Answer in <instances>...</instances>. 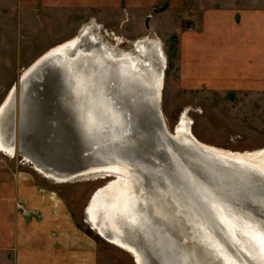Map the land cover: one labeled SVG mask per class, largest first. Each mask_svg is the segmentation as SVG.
<instances>
[{"label": "bare ground", "instance_id": "6f19581e", "mask_svg": "<svg viewBox=\"0 0 264 264\" xmlns=\"http://www.w3.org/2000/svg\"><path fill=\"white\" fill-rule=\"evenodd\" d=\"M131 47L111 48L87 25L41 54L0 103V152L19 155L56 184L112 178L92 194L85 222L134 264H151L148 252L161 264H260L264 220L245 206L264 210V148L205 144L183 118L170 131L160 108L161 44L146 37ZM157 119L167 140L153 126ZM159 154L168 162L161 167ZM170 165L182 176L211 172L203 185L192 182L204 205L174 196ZM198 233L209 243L204 249Z\"/></svg>", "mask_w": 264, "mask_h": 264}, {"label": "rangeland", "instance_id": "374dc122", "mask_svg": "<svg viewBox=\"0 0 264 264\" xmlns=\"http://www.w3.org/2000/svg\"><path fill=\"white\" fill-rule=\"evenodd\" d=\"M42 2L0 0V103L12 85L18 87L21 74L35 59L90 25L105 45L117 50H130L134 41L146 37L160 42L166 57L160 108L170 131L183 118L189 121L191 133L205 144L236 152L264 148V88H190L178 76L179 62L172 58L177 57L178 33L192 25L187 18L191 14L83 12ZM17 180L33 183L38 194L63 206L67 224L91 239L95 264H134L130 254L107 243L85 222V207L92 194L112 178L56 184L36 173L19 155L0 152V181Z\"/></svg>", "mask_w": 264, "mask_h": 264}, {"label": "crops", "instance_id": "0c3cea01", "mask_svg": "<svg viewBox=\"0 0 264 264\" xmlns=\"http://www.w3.org/2000/svg\"><path fill=\"white\" fill-rule=\"evenodd\" d=\"M42 4L73 6L83 12L191 14L187 18L192 25L178 33L177 57L172 58L179 62L178 76L186 86L264 88V0L187 4L185 0H43ZM36 191L28 181H0V264H95L91 239L67 224L62 205ZM18 206L37 209L40 216L22 214Z\"/></svg>", "mask_w": 264, "mask_h": 264}, {"label": "water", "instance_id": "95a60500", "mask_svg": "<svg viewBox=\"0 0 264 264\" xmlns=\"http://www.w3.org/2000/svg\"><path fill=\"white\" fill-rule=\"evenodd\" d=\"M20 80V79H19ZM12 88H15L16 89V85H12L11 86ZM15 89H14V91H15ZM151 108H152V114H153V116L155 117V118H157V113H155V111H154V107H153V104L151 105ZM153 120V119H152ZM157 123V124H156ZM13 126L15 127V121H14V123H13ZM153 126H155V128H156V126L159 128V130H160V133H159V135L160 136H162V137H165L166 138V140L168 139V137H167V135L164 133V124H162L158 119L155 121H153ZM153 129V128H152ZM154 132L156 131L155 129L153 130ZM157 133V132H156ZM165 138L163 139V141L166 143V141H165ZM160 144V146L161 147H159L160 148V150L159 151H161V150H163V148H164V145H162L161 143H159ZM135 145H137L138 147H140V145L141 144H139V143H136ZM161 153V152H160ZM160 155V157L158 158V163H160V165L158 164L157 165V167L158 166H163L165 163H168V162H166V157L164 156V155H162V154H159ZM138 157V156H137ZM138 160H139V158H138ZM189 160V159H188ZM177 162H178V160H176ZM189 161H191V160H189ZM180 164V163H179ZM170 167V172H169V176H170V179H171V181L173 182V184H174V196H176V198H179V199H181L182 201L183 200H185L186 202H188V204H190L191 205V203H189V197L191 196V197H195V199L196 200H198L201 204H203L204 205V201H202V198L200 197V196H198V194H197V192H196V189H194V187H193V184H192V182H194V184L196 185L197 184V182H200L202 185H203V183L202 182H204L203 180H204V177L205 178H210L209 176H208V173H210L211 174V172H207V171H203V170H200V169H198L197 168V170H199V171H197V173H195V171H193V169H192V171L190 172V173H184L183 174V176H182V174L180 173H177L176 171H174L173 169H172V167H171V165L169 166ZM206 179V180H207ZM209 180V179H208ZM210 181V180H209ZM170 187H171V185H169ZM240 189V188H239ZM238 194H240L241 196H240V199H243L244 198V196L245 195H247L246 193H238ZM192 206V205H191ZM196 207V206H195ZM198 208V207H197ZM245 208H250L253 212H254V214L255 215H258V218L262 221V220H264V210H263V212H261V211H258V210H253V208H252V206H250V205H246L245 206ZM198 210H199V208H198ZM200 211V210H199ZM201 211H202V209H201ZM250 212V211H249ZM262 218V219H261ZM250 225L252 224V221L250 220ZM254 223V222H253ZM264 225V224H263ZM255 226H256V228L258 227L257 226V224H255ZM217 227V226H216ZM217 230H219L218 228H217ZM217 232H219L220 233V231H216V233H215V239L217 240V241H220V240H222V242L221 243H223V241L224 240H226L223 236H221V235H219V233H217ZM264 232V231H263ZM197 237H196V240L199 238V237H201V242H202V244L200 245V243L198 242V244H199V246L202 248V249H204V244H207L208 243V241L205 239V237H203V235H200L199 233L196 235ZM217 236H220V237H217ZM259 243H263V242H259ZM209 244V243H208ZM226 244H227V241H226ZM264 244V243H263ZM212 249V252L213 251H215L213 248H211ZM264 251V250H263ZM257 260H258V263L260 262V264H262L263 263V261H264V258L263 257H261V256H258V254H257ZM256 257L254 256V259L256 260ZM148 258L150 259V262H151V264H161L159 261H158V259L155 257V254L153 253V252H148Z\"/></svg>", "mask_w": 264, "mask_h": 264}, {"label": "built area", "instance_id": "2783aa9c", "mask_svg": "<svg viewBox=\"0 0 264 264\" xmlns=\"http://www.w3.org/2000/svg\"><path fill=\"white\" fill-rule=\"evenodd\" d=\"M19 208H20L22 214L33 215V216H36V217H39L40 216L38 210H30V211H27V210H25V209H23L21 207H19Z\"/></svg>", "mask_w": 264, "mask_h": 264}]
</instances>
